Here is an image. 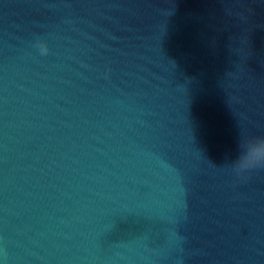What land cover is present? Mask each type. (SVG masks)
Segmentation results:
<instances>
[{
	"label": "water",
	"instance_id": "95a60500",
	"mask_svg": "<svg viewBox=\"0 0 264 264\" xmlns=\"http://www.w3.org/2000/svg\"><path fill=\"white\" fill-rule=\"evenodd\" d=\"M0 264H264V0H0Z\"/></svg>",
	"mask_w": 264,
	"mask_h": 264
},
{
	"label": "clouds",
	"instance_id": "9594fccd",
	"mask_svg": "<svg viewBox=\"0 0 264 264\" xmlns=\"http://www.w3.org/2000/svg\"><path fill=\"white\" fill-rule=\"evenodd\" d=\"M47 53H48L47 46L46 45L45 46H42V48H41V55H47ZM253 139H256V138H253Z\"/></svg>",
	"mask_w": 264,
	"mask_h": 264
}]
</instances>
